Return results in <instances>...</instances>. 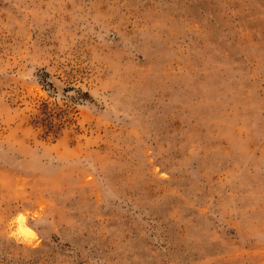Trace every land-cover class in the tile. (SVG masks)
<instances>
[{
    "label": "rangeland",
    "instance_id": "374dc122",
    "mask_svg": "<svg viewBox=\"0 0 264 264\" xmlns=\"http://www.w3.org/2000/svg\"><path fill=\"white\" fill-rule=\"evenodd\" d=\"M0 264H264V0H0Z\"/></svg>",
    "mask_w": 264,
    "mask_h": 264
}]
</instances>
